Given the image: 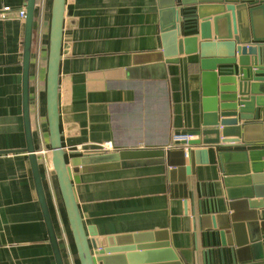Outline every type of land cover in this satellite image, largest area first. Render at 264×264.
Returning <instances> with one entry per match:
<instances>
[{
  "label": "crops",
  "instance_id": "0c3cea01",
  "mask_svg": "<svg viewBox=\"0 0 264 264\" xmlns=\"http://www.w3.org/2000/svg\"><path fill=\"white\" fill-rule=\"evenodd\" d=\"M27 0H0V151L25 147L22 117L24 20ZM51 0H36L30 65V118L37 151L49 149L45 73ZM160 48L156 0H66L59 66L61 143L76 155L128 148H165L200 119L198 57L156 63ZM110 144L104 150L103 144ZM81 146V149H79ZM106 146H108L106 144ZM177 145L172 147L176 148ZM169 148V149H172ZM65 264H79L56 176L36 153ZM50 159V152L46 155ZM187 162V156L185 157ZM167 164L78 172L84 226L105 236L168 229L174 246L195 263L184 188ZM198 185L218 183L217 166L197 165ZM178 177V175H177ZM191 211V200L188 201ZM191 213V212H190ZM65 236L70 243L65 242ZM206 251L199 244V264ZM0 264H56L37 199L28 155L0 154Z\"/></svg>",
  "mask_w": 264,
  "mask_h": 264
},
{
  "label": "water",
  "instance_id": "95a60500",
  "mask_svg": "<svg viewBox=\"0 0 264 264\" xmlns=\"http://www.w3.org/2000/svg\"><path fill=\"white\" fill-rule=\"evenodd\" d=\"M66 0H51L45 73L50 162L79 264H192L168 229L105 236L86 230L78 206V172L167 164L171 181L185 189L195 263L264 264V0H156L160 48L156 63L195 54L201 112L176 148H128L67 158L61 143L58 89ZM36 0L25 4L22 46V117L25 147L0 154L28 155L37 199L56 264H65L51 217L30 118V63ZM187 156V162L185 157ZM214 163L218 183L198 185L197 165ZM178 175V177H177ZM191 200V211L188 201ZM191 212V213H190Z\"/></svg>",
  "mask_w": 264,
  "mask_h": 264
},
{
  "label": "built area",
  "instance_id": "2783aa9c",
  "mask_svg": "<svg viewBox=\"0 0 264 264\" xmlns=\"http://www.w3.org/2000/svg\"><path fill=\"white\" fill-rule=\"evenodd\" d=\"M7 15L8 14H6L4 12H2L0 14V16L5 17V18H6ZM18 18H20L21 20H24V18H25V8L24 9H21L18 12ZM189 138H190V135H188V134H184V135H181L179 133L178 134H174L172 136L171 143L168 146H166L165 148L166 149L172 148V147H174L176 145L175 143L177 141H180V140H188ZM106 144L108 146H106ZM106 144H103L100 148L104 150L105 148L110 147V144H108V143H106ZM79 149H81V146H79ZM37 152L43 154V156H44V164H46L47 167L49 166V168L52 170V166H51L50 159H49L48 156L47 157L45 156L48 152H50V150L43 148V149L38 150Z\"/></svg>",
  "mask_w": 264,
  "mask_h": 264
},
{
  "label": "trees",
  "instance_id": "16d2710c",
  "mask_svg": "<svg viewBox=\"0 0 264 264\" xmlns=\"http://www.w3.org/2000/svg\"><path fill=\"white\" fill-rule=\"evenodd\" d=\"M51 5V4H50ZM46 49H44V53H46ZM64 215H65V220H66V222H67V218H66V214H65V211H64ZM68 224V223H67ZM68 229H69V227H68ZM69 233H70V238H71V243H72V245H73V247H74V250H75V246H74V243H73V239H72V235H71V232H70V230H69Z\"/></svg>",
  "mask_w": 264,
  "mask_h": 264
},
{
  "label": "rangeland",
  "instance_id": "374dc122",
  "mask_svg": "<svg viewBox=\"0 0 264 264\" xmlns=\"http://www.w3.org/2000/svg\"><path fill=\"white\" fill-rule=\"evenodd\" d=\"M65 242L66 243H70V240L68 239V237L65 236Z\"/></svg>",
  "mask_w": 264,
  "mask_h": 264
}]
</instances>
